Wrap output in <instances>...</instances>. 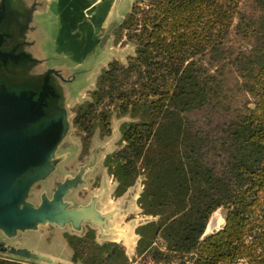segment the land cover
<instances>
[{"label":"trees","instance_id":"1","mask_svg":"<svg viewBox=\"0 0 264 264\" xmlns=\"http://www.w3.org/2000/svg\"><path fill=\"white\" fill-rule=\"evenodd\" d=\"M254 1L258 14L244 0H133L119 31L134 52L112 59L74 109L86 141L129 116L105 163L117 194L141 179L138 204L153 218L136 227V255L156 264H264V0ZM220 207L225 221L207 233ZM66 237L74 262L131 264L93 228Z\"/></svg>","mask_w":264,"mask_h":264},{"label":"water","instance_id":"2","mask_svg":"<svg viewBox=\"0 0 264 264\" xmlns=\"http://www.w3.org/2000/svg\"><path fill=\"white\" fill-rule=\"evenodd\" d=\"M98 15L101 14L91 10L84 16H70L67 28L61 23L66 16L57 14L49 0H0V233L9 239L30 229L38 230L44 224L62 228L70 223L79 229L84 221H92L105 230L113 229L110 221L114 210L102 213L97 207V196L77 206L66 199L71 189L83 182L81 175L90 164L56 183L51 196L43 191L38 203L30 200L33 186L48 179L61 164L64 156L59 148L71 126L69 105L82 98L81 94L76 100L65 99L60 80L70 81L86 72V90L94 89L99 73L112 60H106L101 70L96 69L102 60L97 30L107 28ZM45 21L58 32V49L48 56L37 46L36 38H26L27 34L35 35ZM26 45L38 48L41 55H34ZM73 60L77 66L68 71L67 64ZM36 63L43 71H30ZM151 218L147 215L138 225ZM23 238L18 243L0 240V255L43 264L80 263L74 262L72 255L64 261L26 247ZM135 243H129L130 247Z\"/></svg>","mask_w":264,"mask_h":264},{"label":"rangeland","instance_id":"3","mask_svg":"<svg viewBox=\"0 0 264 264\" xmlns=\"http://www.w3.org/2000/svg\"><path fill=\"white\" fill-rule=\"evenodd\" d=\"M110 0V4H111ZM133 0H121L117 10H113L112 15L101 14L98 15L100 23L105 24L107 28H101L97 30V35L101 38L99 53L101 54V62L98 63L96 69L101 70L106 60L118 58L125 61L127 56L134 52L135 45L131 41H122L121 32L119 31L120 25V13H127ZM243 9L249 14H258V9L254 0H244ZM89 11V10H87ZM118 15V16H117ZM90 16V15H89ZM111 16V17H110ZM113 16V18H112ZM117 19V20H114ZM96 33V32H95ZM58 32L55 27L51 28L50 23L45 21L39 30L34 34H27L26 38H36L37 46L40 47L44 55H52L58 49L56 44V36ZM233 39L237 44L248 45L249 42L242 40L237 36H233ZM26 49L31 51L34 55H41V52L32 47V45H26ZM74 61V62H73ZM67 64V70L71 71L77 66L75 60ZM52 65H58L57 62H52ZM44 65V64H42ZM91 65V63H89ZM40 63L33 64L30 68L31 72L38 73L43 71ZM86 72L80 73L75 79L70 81L60 80L61 88L64 94V98L67 100L79 99L81 94L82 98L72 102L69 105V115L71 119V126L62 141L59 152L63 154L61 164L53 173L44 181L37 182L31 191L30 200L38 203L40 201V194L44 191L49 196L52 195L56 183L64 180L67 177L74 176L84 164H90L82 173L83 182L77 187L72 188L66 195V199L71 205L77 206L80 204H87L93 197L97 196V207L105 213L108 210H114V215L110 221L112 231L105 230L100 224H94L92 221H84L81 228H74L70 223L60 226L51 224H44L40 226V229L27 230L25 234H20L15 239H9L0 233V240L6 242H20L22 239L23 245L31 249L53 254L59 256L64 261L70 259L73 253V248L68 242L66 233L76 235H84L87 230L93 228L95 233V240L103 243L108 238H118L125 244L126 251L130 257L131 264H156L153 259L146 260V255H136V239L138 237L136 233V226L142 220L146 218L142 212V208L138 204V196L142 189L141 179L129 187L122 195L115 197V188L117 181L114 180L112 174L109 173L108 168L104 164L105 156L119 148L121 143V123L129 119V116H112V132L107 135H102L100 129L97 128L88 141L84 140V133H82L74 124L75 107L83 100L90 98L91 88L86 90V86L89 83V78ZM231 83L232 80H231ZM225 210L223 207L218 208L209 220L206 228V232H210L222 226L225 221ZM125 234L127 240H123L121 236ZM120 238V239H119ZM129 239V240H128ZM115 240V239H111ZM135 243V246L130 247L129 243ZM137 242V241H136ZM71 261H69L70 263ZM67 263V264H69ZM80 264V263H79Z\"/></svg>","mask_w":264,"mask_h":264},{"label":"crops","instance_id":"4","mask_svg":"<svg viewBox=\"0 0 264 264\" xmlns=\"http://www.w3.org/2000/svg\"><path fill=\"white\" fill-rule=\"evenodd\" d=\"M120 2L121 0H112L110 4V0H49V6L55 9L57 14H63L66 16L61 23L69 28V22L67 19L70 16H84L85 13L88 12L87 10H96L100 14L110 13L109 15H112L111 13H113L114 16L113 10H117ZM123 16L124 12L120 13V19H122ZM114 20L117 19L114 18ZM111 239L117 240L118 238L114 237Z\"/></svg>","mask_w":264,"mask_h":264},{"label":"flooded vegetation","instance_id":"5","mask_svg":"<svg viewBox=\"0 0 264 264\" xmlns=\"http://www.w3.org/2000/svg\"><path fill=\"white\" fill-rule=\"evenodd\" d=\"M99 129H100V128H99ZM94 132H95V131H94ZM94 132H93V134H94ZM100 132H101L102 135H107V134L102 133L101 129H100ZM93 134L91 135V137L93 136ZM91 137H90L89 139H91ZM84 140H85V142H86L85 136H84ZM119 147H120V146H119ZM106 156H107V155H106ZM106 156H105V159H106ZM105 159H104V164H105V166L108 168V166H107L106 163H105ZM108 171H109V168H108ZM109 173L112 174L110 171H109ZM112 176H113L114 180L117 181V179L115 178L114 174H112ZM134 184H135V183H134ZM134 184H133V185H134ZM117 186H118V181H117L116 188H117ZM131 186H132V185H131ZM131 186H130V187H131ZM116 188H115V195H114L115 197L120 196V195H122V194L124 193V192H123V193H121V194H117ZM128 188H129V187H128ZM126 191H127V190H126ZM65 235H66V234H65ZM116 241H117V240H116Z\"/></svg>","mask_w":264,"mask_h":264}]
</instances>
